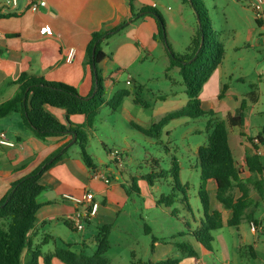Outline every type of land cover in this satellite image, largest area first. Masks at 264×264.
<instances>
[{"label":"crops","instance_id":"crops-1","mask_svg":"<svg viewBox=\"0 0 264 264\" xmlns=\"http://www.w3.org/2000/svg\"><path fill=\"white\" fill-rule=\"evenodd\" d=\"M46 1L47 6L38 12L30 11L26 0H18L16 7L8 9H4L5 3H0V104L10 99L17 92L19 86L14 85L13 82L23 72L43 77L49 82H61L73 86L83 97L93 93L94 76L90 65L86 62V50L94 32H111L126 23L124 29L111 36H119L120 42L117 43L115 50L109 54L103 48L106 57L99 64V69L104 79L105 90H110L115 86L123 69L132 67L144 58L153 57V52L161 43L154 39L158 33L156 20L151 16H144L140 19L134 18L129 0ZM137 1L141 5H148L151 2L154 4L152 0ZM44 26L52 30L51 35L40 34V29ZM122 33H125L124 36ZM70 50L74 51L71 57L69 56ZM116 66L120 69H118L117 78L114 80L108 77V73ZM222 67L221 63L215 72ZM129 79L132 84V77ZM221 85L224 88L222 82ZM202 93L203 91L200 93L202 108L214 110L219 118V114L225 112L226 117L224 119L228 115H234L244 99L241 97L239 102L238 96L229 91L218 93L222 94V98L217 94L203 98ZM228 97L234 98L236 101L234 105L227 101ZM46 110L59 122L67 125L66 110L51 106H46ZM83 119L87 121V117L82 114L69 116V120L74 126H83L78 123ZM246 124L247 109L244 127ZM0 131L4 132L7 138L15 143L13 147L0 145V158H4L1 161L2 171L5 172L2 173L3 176L0 175V201L7 194L12 183L29 175L41 166L67 141L68 135H70L66 132L63 136L50 137L41 141L26 128L17 113L0 119ZM245 137L239 133L232 136L229 131V144L237 169L242 168L243 170V172L239 170L243 180L251 177L246 164V154L247 150H252L248 145L249 143L245 141ZM79 149L80 147L75 142L70 143L63 157L45 171L39 179L45 190L37 199L40 208L37 211L35 226L30 236L33 245H41L43 255L53 254L57 246L66 244L71 245L72 250L78 253L91 255L87 251H92V248L96 250V235L100 227L111 225V237L112 231L121 216H123L121 224L132 221L133 213L124 209V204L128 199L125 185L140 197L148 198L151 204L162 207V205H157V201L153 199L148 189L147 193L145 192L144 184L148 182L145 177L140 181L139 186L135 179L128 180L124 170L115 166V169L104 171L113 176L109 186H106L102 180L94 178L93 170L98 169V167L89 168L83 161ZM252 152L255 153V151ZM6 159L7 162H4ZM136 185L140 190L139 194L135 191ZM251 187L252 185L249 186V195L254 200L252 205L257 208L254 209L253 206L248 209V212L253 215L252 223L247 221L250 230L243 228L241 224L238 227H232L237 230L239 240L231 235V240L229 241L226 237L227 241H225L221 233L218 235L219 244L214 239L215 248L211 247L208 251L193 237L187 235L186 237L198 253V257L181 256L179 252L178 257L167 258H180L179 264H210L206 260L209 256L214 257L219 264H252L254 262L264 264V248L261 247L260 243V235L264 234V212L259 214V220L255 218L259 208L257 198L253 195ZM216 190L215 180H208L207 191L211 199L210 210L221 212L223 222V227L216 233L214 232V238L221 230L230 227L227 223L232 217V211L225 209L216 199ZM87 192H92L94 200L99 204L97 213L84 222L83 230L70 229L74 234L62 233L60 225L67 226V223H71L70 219L82 209L81 206L64 199L63 196L69 194L84 198ZM234 194L235 199L241 196L238 189L235 190ZM162 211L164 213V210ZM188 213H192V211H188ZM202 219L203 216L197 220L194 219V226L185 222L187 232L182 234L188 233L187 225L193 230L198 228ZM67 227L69 228V226ZM123 229L124 233H129L125 226ZM155 238L154 251L151 252V258L148 260L157 263L167 259L165 256L170 247H175V245L172 240L166 241L158 237ZM44 240L46 243H43ZM50 243H53L52 249H49L48 252L44 251ZM25 256L26 251L23 254V260H25ZM132 257L135 260L140 259L135 252H132ZM212 263L216 264L215 262ZM40 264H44L43 259H40ZM52 264L65 263L53 257Z\"/></svg>","mask_w":264,"mask_h":264},{"label":"rangeland","instance_id":"rangeland-1","mask_svg":"<svg viewBox=\"0 0 264 264\" xmlns=\"http://www.w3.org/2000/svg\"><path fill=\"white\" fill-rule=\"evenodd\" d=\"M6 1L0 0V3ZM152 1L154 4L151 2L148 5L156 7L166 21L167 41L172 51L184 55L198 28L194 8L183 0ZM202 2L208 10L217 39L225 48L223 67L214 72L204 84L202 97L211 94L220 95L218 93L223 91L222 82L225 87L223 93L232 92L238 96L239 102L241 97L247 100L246 126L244 128L229 126V131L232 136L237 133L246 136L245 141L249 143L250 149L264 160V144L257 139L258 133L264 126V3L258 0H202ZM124 34L122 33V36ZM119 42L117 35L109 37L102 46L111 54ZM169 61L164 44L159 43L158 48L153 52V57L144 58L132 67L123 69L115 86L110 90L106 89L107 101H110L119 90L125 89L131 92L117 110H113L105 103L91 125H87L84 119L78 122L86 126L83 128L88 134L86 151L95 167L102 171L115 169V162L109 152L122 151L124 159L123 167L120 168L124 170L128 180L135 179L139 185L143 177L154 173L152 183L144 184L145 192L147 193L148 189L155 201L162 196L176 195V202L170 207H164L165 205L157 207L151 204L148 198L140 197L130 191L126 185L124 186L128 197L124 209L132 212L133 217L132 221L121 224L123 218L121 216L112 231L109 240L111 248L107 253L112 264H131L132 252L137 253V257L145 261L150 259L154 236L171 241V237H178L187 232L185 222L194 226V219L203 216V207L198 195L201 179L197 152L200 146L207 143L206 125L209 118L175 119L164 127L159 138L147 137L132 125L135 123L148 129L168 113L186 105L188 97L178 69L174 68L169 73L166 72ZM118 69H120L118 66L112 68L108 77L116 80ZM129 77L133 79L132 84L126 83ZM139 87H142L140 91ZM252 93L256 96V102H252ZM135 98H140L143 103H136ZM227 101L233 105L236 102L233 97H228ZM219 115L221 119L226 117L225 112ZM3 159L0 158L1 176L5 173L2 171ZM173 159H177L180 164L179 181L185 187H177L171 177H156L158 172L171 169ZM4 162H7V159ZM239 170L243 172L242 168ZM180 189L186 192L192 213H188L184 194ZM251 190L258 201L259 210L255 218L259 220V214L264 212V199L259 197L253 186ZM255 208L257 207L254 206ZM123 226L128 229V234L124 233ZM146 226L153 229L151 233L146 232ZM241 226L250 230L247 221H243ZM60 229L62 233L74 234L63 224L60 225ZM221 233L225 241L227 238L230 241L231 235L239 240L237 230L226 227L215 236L217 244H219L218 235ZM184 238L188 240V237ZM216 243L213 241L211 247L215 248ZM260 243L264 248V234L260 235ZM52 247L53 243H50L44 251L48 252ZM92 249L87 253L93 255L96 250ZM178 256L179 251L171 246L165 257ZM206 260L210 264H213L212 262L219 264L212 256Z\"/></svg>","mask_w":264,"mask_h":264},{"label":"trees","instance_id":"trees-1","mask_svg":"<svg viewBox=\"0 0 264 264\" xmlns=\"http://www.w3.org/2000/svg\"><path fill=\"white\" fill-rule=\"evenodd\" d=\"M183 1L189 2L194 8L198 19V28L187 53L179 55L172 51L167 41V24L162 13L156 7L141 5L137 0H129L134 18L140 19L144 16H151L156 20L158 33L154 36V39L164 44L170 60L166 72L169 73L174 68L178 69L188 97L184 107L168 113L152 127L146 129L135 123H132V125L147 137L159 138L164 127L174 119L182 117L190 119L209 118L206 125L207 143L200 146L197 152L201 179L198 195L203 207V219L198 228L193 230L187 225V234H180L178 237L172 238L173 244L181 256L197 258L198 253L191 242L184 237L191 236L204 248L210 249L214 241L213 233L223 227L221 212L210 210L211 199L207 191L208 180H215L217 185L216 199L225 209L232 211V217L227 223L230 227H238L243 220L252 223L253 215L248 212V209L254 204V200L249 195V186L252 185L259 197L264 199V160L259 154L247 150L246 164L251 177L245 180L240 177L229 144V126L244 127L248 106L246 99L242 100L235 114L228 115L226 119L218 118L217 113L212 109L205 110L202 108L200 93L204 84L221 65L225 56V48L217 39L212 20L202 0ZM137 8L138 11L136 12ZM257 22L258 24L261 23L258 19ZM125 26L126 23L111 32L99 31L92 34V39L86 50V62L90 65L94 76V90L89 96H81L76 88L68 84L49 82L43 77L23 72L13 82L14 85L19 86L17 92L10 99L0 104V119L13 113L19 114L26 128L31 131L35 138L41 141H45L50 137L63 136L66 132L70 133L67 141L41 166L29 175L12 183L7 194L0 201V264H40V259H43L44 264H52L53 257L65 264H111L110 259L107 257L110 249L111 225H105L98 229L96 235L97 248L93 255L78 253L72 250V246L68 244L57 246L53 254L43 255L41 245H33L30 233L35 226L36 214L40 208L37 199L45 190L39 179L45 171L63 157L68 145L74 139V133H76L75 144L80 147L83 161L89 168H95L92 158L86 151L88 134L83 129L86 126H74L70 122L69 116L85 115L87 125H91L97 112L105 103L109 104L113 110H117L124 98L131 94L130 91L122 89L107 102L104 79L99 69V64L106 57L102 46L104 41L124 29ZM141 89L142 87H139V91ZM220 97L222 98V94ZM251 97L252 102H256L254 93ZM135 102L143 103L140 98H135ZM46 106L66 110L67 125L62 124L51 115L46 110ZM257 139L264 144V126L258 133ZM180 171L179 162L177 159H173L171 169L158 172L156 177H171L177 187L181 186L182 188L185 186H182L179 181ZM154 175L152 173L145 179L151 184ZM236 189L241 192L238 199H235ZM135 191L138 194L140 192L137 185ZM180 191L184 194L188 211H191L186 192L181 189ZM175 202L176 195L169 194L162 196L156 203L157 205L170 207ZM67 226L72 230L74 229L71 223H67ZM146 232L151 233L148 226H146ZM155 241L156 238L153 237L152 253ZM43 243H46V240ZM25 251L26 256L23 260ZM179 263L180 258H167L157 263L151 260L143 261L133 258L131 262V264Z\"/></svg>","mask_w":264,"mask_h":264},{"label":"built area","instance_id":"built-area-1","mask_svg":"<svg viewBox=\"0 0 264 264\" xmlns=\"http://www.w3.org/2000/svg\"><path fill=\"white\" fill-rule=\"evenodd\" d=\"M28 9L32 12H38L40 9L47 6L46 0H26ZM259 2H263V0H258ZM18 5V0H7L4 9L14 8ZM40 34L42 35H51L52 30L47 26H44L40 29ZM73 50H70L69 56L73 55ZM127 84H131V80L127 81ZM0 145L13 147L15 143L9 140L4 132L0 131ZM109 155L115 162L116 167H121L123 165V152L119 150H113L109 152ZM93 177L96 179H100L106 186H109L112 183L113 176L111 174L105 173L100 169L93 170ZM64 199L70 200L77 205L81 206V211L77 212L71 219V224L74 229L80 231L84 229V222L88 220V218L95 216L98 211L99 204L94 200V195L92 192H87L84 195V198H79L73 195L65 194Z\"/></svg>","mask_w":264,"mask_h":264},{"label":"water","instance_id":"water-1","mask_svg":"<svg viewBox=\"0 0 264 264\" xmlns=\"http://www.w3.org/2000/svg\"><path fill=\"white\" fill-rule=\"evenodd\" d=\"M202 43H203V41H202ZM68 133V132H67ZM74 142H76V133H74V139H73V141L71 142V144H73Z\"/></svg>","mask_w":264,"mask_h":264}]
</instances>
